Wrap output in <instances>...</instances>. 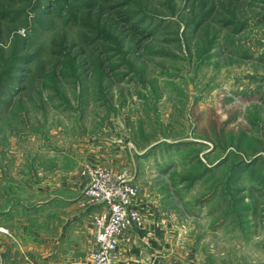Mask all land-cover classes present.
<instances>
[{"label":"rangeland","instance_id":"1","mask_svg":"<svg viewBox=\"0 0 264 264\" xmlns=\"http://www.w3.org/2000/svg\"><path fill=\"white\" fill-rule=\"evenodd\" d=\"M99 167L177 255L264 264V0H0V212Z\"/></svg>","mask_w":264,"mask_h":264},{"label":"crops","instance_id":"2","mask_svg":"<svg viewBox=\"0 0 264 264\" xmlns=\"http://www.w3.org/2000/svg\"><path fill=\"white\" fill-rule=\"evenodd\" d=\"M85 184L86 177L72 178L61 185L65 194L60 192L49 198L44 194L32 205L22 199L17 206L11 205L1 211L0 215H5L6 220L0 219V232H3L1 228L7 229L4 232L6 238L0 241L1 263L90 264L88 253L95 243L92 218L103 210V206L87 201L82 191ZM134 205L142 210L144 221L119 237L113 264H206L201 251L200 260L176 254L184 246H190V242L186 241L185 235L175 239L174 226L151 192L144 189L134 200ZM32 218H35L33 224L38 222L36 230L29 226ZM28 232L31 234L26 236ZM143 232L149 234V247L140 242ZM11 253L16 254V259L9 255Z\"/></svg>","mask_w":264,"mask_h":264},{"label":"built area","instance_id":"3","mask_svg":"<svg viewBox=\"0 0 264 264\" xmlns=\"http://www.w3.org/2000/svg\"><path fill=\"white\" fill-rule=\"evenodd\" d=\"M87 186L83 196L90 203L103 205V210L94 214L95 247L88 253L90 264H113L119 237L133 226L143 223V213L134 205L137 186L131 183L124 173L123 178L112 177L105 168L89 171ZM140 242L144 247L150 246L149 234L143 232Z\"/></svg>","mask_w":264,"mask_h":264},{"label":"trees","instance_id":"4","mask_svg":"<svg viewBox=\"0 0 264 264\" xmlns=\"http://www.w3.org/2000/svg\"><path fill=\"white\" fill-rule=\"evenodd\" d=\"M3 82V81H2Z\"/></svg>","mask_w":264,"mask_h":264}]
</instances>
